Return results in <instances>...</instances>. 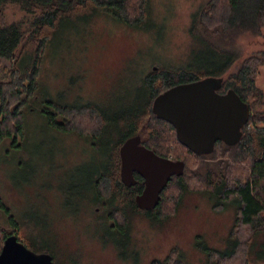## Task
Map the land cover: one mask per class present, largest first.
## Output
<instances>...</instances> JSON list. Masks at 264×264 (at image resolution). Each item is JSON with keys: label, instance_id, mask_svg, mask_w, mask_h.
Returning <instances> with one entry per match:
<instances>
[{"label": "rangeland", "instance_id": "rangeland-1", "mask_svg": "<svg viewBox=\"0 0 264 264\" xmlns=\"http://www.w3.org/2000/svg\"><path fill=\"white\" fill-rule=\"evenodd\" d=\"M206 1L148 0L139 26L91 9L60 23L44 52L36 94L24 107V136L18 145L9 137L0 142V196L19 222L13 226L0 211L3 228L48 248L54 264H159L154 261L175 247L187 264H210L208 248H230L239 203L218 207L209 190H185L167 218L128 204V226L117 228L98 202L92 178L110 164L122 133L82 136L54 127L43 112L52 99L98 105L116 116L143 95V78L158 66L211 69L212 46L191 33ZM238 44L246 53L264 49V36L244 34ZM258 84L264 89V65ZM249 260L264 264V230L256 234Z\"/></svg>", "mask_w": 264, "mask_h": 264}, {"label": "trees", "instance_id": "trees-1", "mask_svg": "<svg viewBox=\"0 0 264 264\" xmlns=\"http://www.w3.org/2000/svg\"><path fill=\"white\" fill-rule=\"evenodd\" d=\"M90 9L109 11L129 25L139 26L147 15L148 0H0V142L9 137L18 145L24 136V107L36 94L44 52L60 23ZM263 28L264 0H207L194 15L191 33L196 40L212 46L211 69L196 65L158 66L143 78V95L130 101L116 116L110 115L109 108L94 104L66 105L46 100L43 112L48 122L60 130L95 139L116 130L122 133L110 164L92 178L98 199L121 198L120 206L111 207L108 219H114L117 228L125 230L129 223L123 214L124 202L135 205V196L144 188V177L139 173H135L130 186L125 185L120 173V146L130 136L139 134L141 143L159 155L185 162L183 174L172 176L161 192L160 202L149 212L159 218L174 215L185 190L217 194L218 207L238 201L231 246L226 251L208 248V261L250 263L252 242L264 230V89L258 84L264 49L243 52L238 38L244 34L264 36ZM212 75L223 78L218 91L235 89L248 102L251 114L238 143L218 140L210 152H197L179 141L175 126L155 113L153 101L178 83ZM0 211L9 215L13 226L19 225L1 196ZM12 232L16 231H7L0 223V251ZM19 238L35 251L50 252L48 248L40 250L41 246L29 237ZM178 250L173 248L159 264H187Z\"/></svg>", "mask_w": 264, "mask_h": 264}, {"label": "water", "instance_id": "water-1", "mask_svg": "<svg viewBox=\"0 0 264 264\" xmlns=\"http://www.w3.org/2000/svg\"><path fill=\"white\" fill-rule=\"evenodd\" d=\"M222 81V77L212 75L178 83L153 101L155 113L170 121L179 141L193 151L210 152L218 140L232 145L242 138L250 106L233 88L218 91ZM119 153L121 178L126 184L134 183L135 172L144 177V188L136 195L142 209L157 206L172 176L184 172V160L159 155L141 143L139 134L127 138ZM0 264H54V257L48 251H35L12 232L0 251Z\"/></svg>", "mask_w": 264, "mask_h": 264}, {"label": "flooded vegetation", "instance_id": "flooded-vegetation-1", "mask_svg": "<svg viewBox=\"0 0 264 264\" xmlns=\"http://www.w3.org/2000/svg\"><path fill=\"white\" fill-rule=\"evenodd\" d=\"M58 120H60V121H63V118H58ZM124 143V142H123ZM122 143V144H123ZM121 144V145H122ZM121 158V157H120ZM120 162H121V164H120V168H121V166H122V161H121V159H120ZM136 173V172H135ZM124 182V181H123ZM125 183V182H124ZM125 185L126 186H130V185H132V184H126L125 183ZM121 198H118V197H116V198H114L113 200H102V199H98V202H100L102 205H103V208H105V210L107 211L106 212V215H107V218H110L109 217V215H111L110 214V209H111V207H118V206H120L121 205ZM135 205H133V206H135L137 209H138V204H137V202H136V196H135ZM128 204H133V203H130L129 201H126V202H124V209H123V214L127 217V209H128ZM137 205V206H136ZM100 208H98V210H99ZM111 220H114V219H111ZM115 221V220H114ZM113 223H115V225H116V222H113ZM126 230V229H125ZM154 263H159V261H154Z\"/></svg>", "mask_w": 264, "mask_h": 264}]
</instances>
